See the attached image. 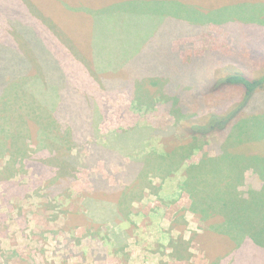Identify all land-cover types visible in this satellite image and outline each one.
<instances>
[{"label": "rangeland", "instance_id": "rangeland-1", "mask_svg": "<svg viewBox=\"0 0 264 264\" xmlns=\"http://www.w3.org/2000/svg\"><path fill=\"white\" fill-rule=\"evenodd\" d=\"M14 1L20 9L11 15L12 20L4 25V37L8 35L7 28L11 25H13L11 31L18 30L17 21L25 22L28 26L35 21L36 33L41 41L45 34L53 37L55 44L45 40L47 47L50 53L63 63L66 72L72 73L67 72L68 78L71 79V76H78V73L84 72V80L87 79L90 84L87 89L83 87L84 80L80 84L75 81L77 93L71 90L72 98L76 101L82 97L86 101L90 98L94 99L96 105H89V113L91 117L93 114L94 119L97 108L99 111L105 110L102 120H99L98 126L94 127L95 130L91 133L95 135L96 140L86 136L85 145H101L106 137L115 131L129 133L127 140H121L117 144L119 147L128 144V147L124 146L126 152H129L134 159L145 160L144 170L147 173H142L139 178L141 180L128 183L124 173L125 164L128 163L127 155H122L120 162L114 160L110 165H106L104 159H101L88 167L83 163V158L91 151L90 148L74 147L69 153L66 152L68 156L60 151L62 159L77 157L79 163L78 166L72 167L68 164L63 172L65 179L69 181V186L63 187L64 189L57 195H52L50 189L58 185L55 179L58 175L49 171L51 165L54 166L55 152H51L52 140L56 139L60 142L61 139L64 142L71 138L66 132L61 131L59 124L48 114V110L40 108L43 110L42 114H39V110L34 111L40 105L38 97L52 94V89L44 82L38 57L31 55L32 52L27 53L26 56L32 61V69L35 72L33 74L31 70L30 76L33 77L30 80L41 79L43 84L36 82L29 90L23 89L22 85L13 89L10 93L13 98H10V104H7L8 108L5 111L14 119L11 125L19 126V129L25 128L27 120L39 124V129L47 136L44 143L47 145L48 154H44L47 158L43 154L39 155L38 146L25 132L18 135L19 139L11 141L10 144L3 143L4 134L0 135L5 146V149L0 148L1 264H211L216 262L219 257L211 259V161L209 165L196 168L198 172L190 179L191 181L188 180L185 184L183 182L184 172L189 166L200 162L204 155L216 156L215 147L211 144V138L193 142L184 131L188 126L196 123L192 116L196 115L202 106L198 105V100L194 98L206 93L205 89L212 86V78L229 74L234 71L231 65L239 63L254 65L256 68L260 66L258 71L264 72V0H198L205 7L202 11L182 8L174 2L164 4L161 1L155 2L156 0L124 1L114 4L115 7L125 6L133 12L145 13L134 15L133 22L127 19V26L121 30L123 34L115 40V56L119 58L127 54L132 61L137 59L140 64L154 63L159 70H163V74L160 75L161 72L149 68L150 71L144 74L145 68L141 64V68L134 72L140 71L139 75L145 76L147 80L138 82L135 88L131 84L130 91L128 88L122 89L115 96L114 93L111 96L102 93L103 81L124 80L128 78V73L124 69L96 73L95 60H89L94 23L93 20L85 18L87 13L82 11L85 10L82 7L86 4L97 7L117 0H0V3L13 7ZM67 5L70 7L78 5V9ZM105 8L108 7L98 10ZM27 12L31 17L27 18ZM8 18L4 16V22H7ZM170 18L175 21H170ZM185 23L208 27L202 34L173 40L168 51L166 41L172 36L173 27L176 26L183 32L185 29L181 26ZM19 41L20 45L16 48L7 46L6 39L0 45H3L4 50L7 48L12 58H24L25 49L22 41ZM11 61L14 66H11L10 70L18 73L21 66L16 60L11 59ZM166 64L170 66L168 70H164ZM0 71L3 74L1 68ZM151 71L153 72L150 73ZM20 77L21 75L18 76ZM168 78L174 84L177 83L178 87L162 86ZM190 85L195 88H191ZM39 86L42 89H39ZM164 88L170 94L177 93L180 101L184 100V106L192 110L187 114L178 112L171 115L158 106L156 103L160 95H164ZM135 92L137 93L134 96ZM240 96L241 92L237 89H225L206 94L204 100L209 102L206 105H210L211 109L221 102L230 104L232 101H237ZM29 97H32L31 100ZM190 99L193 100L190 102ZM255 99V105L261 106L264 92L257 93ZM102 113L98 112V114ZM65 124L70 126L72 123L69 121ZM2 129L3 125L0 122L1 132ZM139 129H145V133H149L150 129L160 131L164 138L151 137L150 134L140 138L136 134ZM239 132L236 131L231 139L233 145H237L235 147L237 152L247 155L259 154L264 157V133L261 138L255 133L252 138L254 140L249 139L248 142L244 140L237 144ZM137 140L142 141L137 142ZM179 147L175 156L159 157V160H156L157 156L169 155L167 150ZM20 149L24 150L23 153L26 152V157L30 159L24 167H21ZM132 163L133 168L136 161ZM41 164H46L45 174L44 171H40ZM260 164L264 165V162ZM166 165L174 172L169 176L165 175L164 179L151 172V169H155L153 167L163 169ZM122 172L123 174H120ZM189 174L190 172H187V175ZM94 177H98L108 188L117 187L118 192H111L112 195L104 194L105 196L100 197V200L93 198L95 194L99 195V190L93 188ZM181 185L196 187L195 200L204 204L208 213L206 222L190 211V200ZM262 187H264V179L252 169H247L243 172L242 183L237 186V190L243 197H247L249 191L258 192ZM85 202L94 205L96 214L94 216L88 214L84 221L77 217L82 213L83 216L87 214L82 209ZM104 206L108 211L109 207L119 209L122 216L110 221V215L108 216V211H105L104 221L107 222H101L103 220L101 209ZM217 221L218 219L214 218L212 223ZM117 235L123 239L119 247L114 244ZM224 245L229 250L222 249V251L227 252V256L240 264H264L263 255L257 256L259 261L249 259L251 251L248 247L236 252L232 242L225 241L222 246ZM231 252L235 254L232 255Z\"/></svg>", "mask_w": 264, "mask_h": 264}, {"label": "trees", "instance_id": "trees-1", "mask_svg": "<svg viewBox=\"0 0 264 264\" xmlns=\"http://www.w3.org/2000/svg\"><path fill=\"white\" fill-rule=\"evenodd\" d=\"M124 1L149 2V0H117L113 1V3L109 2L106 5L102 4L97 7L88 4H86L85 7H82V9H85L82 11L87 13L85 18L87 20H93L94 23V29L92 31L93 41L90 46L91 52L89 60H95L94 65L96 73H102L115 69H124L128 73V78L124 80L110 79L103 81L101 86L103 90L102 93H104L106 96H111L113 93L115 96L121 92L122 89L126 88H128L130 91L131 84H133L135 88V85L138 82H144L146 77L140 76V71L134 72L135 70L141 68V64H143L145 68L143 69L144 74L150 71L148 70L149 68H151L153 71L155 70L157 72H161L160 75L163 74V70H159L157 65L154 63L145 64L142 62L140 64L136 61L137 59L132 61V59L127 56V54L119 58L115 56V40L117 39L116 37H120L123 34L121 30H123V27L125 28L127 26V19H130L133 22V17H135L134 15L145 14L144 12H133V10H130L129 7L126 8L125 6H113L114 4H119L121 2L124 3ZM159 1L164 2V4L168 2H174L182 8H194L200 11L205 8L198 2V0H156L155 2ZM108 4H110V6H107ZM104 7L108 8L98 10ZM70 8L78 9V5H71ZM19 9L20 7L15 1L13 7H8L3 3H0V43L6 39L7 46L16 48L18 45H20L19 40H21L25 49V52L23 53L24 58L20 57L17 59L9 56L7 48L4 50V47H2L3 45H0V68L3 71V74H1L0 71V122H2L3 125L0 135L4 134V137L2 138L3 143L7 142L10 144L11 141L19 139L18 135H20L22 132H25L28 136L30 135L31 138H33L34 143L38 146L39 155L43 154V156L47 158L46 155H44L48 154L47 145L44 143L47 136L39 129V124L27 120L25 128L19 129V126L14 124L11 125V123L14 122V119L5 111V109L8 108L7 104H10V98H13L10 95L13 89L20 88L22 85L23 89L26 88L29 90V88L34 86L36 82L37 84L42 83L41 79L32 78L34 80H30V78L33 77L30 76L31 70L33 71V74L35 72L32 69V61L26 55L27 53L31 54L29 52H32L31 55L38 57V63L42 71L41 75L44 77L45 84L50 85L52 89V94H46L43 97H38V103L40 105L37 106L38 108L32 109H34V111L39 110V114H42L43 112V110L40 108L48 110V114L59 124L61 131L66 132L71 138L69 141L65 140L64 142L59 138L58 139L60 142L56 139L52 140L53 142L51 152H55L53 154L54 166L52 167L51 165L49 171L56 172L55 174L58 175L55 178L57 179L56 182L58 185L52 186L50 191L52 195H57L64 189L63 187L69 186L68 179H65L63 175L67 165L69 164L72 167L78 166L79 164L77 157H64V159H62V152L69 153L74 147H85L86 136H90L96 140L95 135H92L91 133L93 132L92 130H95L94 127L96 128L98 126L99 120H102L101 117L103 116L105 110L102 109V111H99L97 108L95 113L96 117L94 119L93 114L91 117L89 113V105H96L94 99L90 98L89 101H86V99L82 97L76 101L72 98L71 90H74V92L77 93L75 81H78L79 84L80 82L82 83L85 74L84 72H81L78 73V76L73 75V77L70 75L71 79L68 78L67 74L72 73L68 71V73L66 72V68L63 63L57 60V58L52 53H50L47 47L46 41L50 44H55L53 37L45 34L43 35V41H41L38 38V34L36 33L37 25L34 20V24L29 26L25 22L22 23L17 21L19 23V25L16 26L18 30L14 29V31H11L13 28V25H11L7 28L8 35L4 37V25L12 20L11 15L15 14ZM27 14V18L31 17L29 12H27ZM4 16L9 17L7 22H4ZM169 20L175 21L171 18ZM181 27H184L185 31L181 32V29L178 30L176 26L173 27L174 31L172 36H170L169 40L166 41L168 43V47H166L168 51L173 40L181 37L202 34L207 30L206 28L208 26H197L193 23H185V25H182ZM117 28H119L118 31ZM20 50H22V48ZM11 59L16 60L21 66V68L19 67L20 71L18 73H16L15 70H10V67L14 66L12 65ZM231 66H233L234 71L225 76L212 78V86L205 89L206 91L204 92L206 93L194 98L198 100H196L197 104L202 107H200V109L196 112V115L192 116V118H195L194 121H196V123L188 126L184 131L186 136H188V138L193 142L198 139L211 138V144L215 147L214 153L216 156L209 157L204 155L202 156L203 159L200 160V162L189 166L184 172L183 182L185 184L192 177H195L196 173L198 172L196 171V168L199 169L205 165H209V162L211 161V250L217 251V253L221 252L222 249H224V251L229 250L226 248L227 244L222 246L223 242L225 241H230L235 245L234 247L239 248L235 251L239 250L238 252H240V250H244L246 247V242L244 239L251 242L254 246L264 250V187H262L261 191L258 192L249 191L247 197H243V195H241L237 190V186L241 185L242 183L243 172L247 169H252L259 175V177L264 179V165L260 164L264 162V157L259 156V154L250 153V155H247L238 153L237 148H235L237 145L235 146L231 142L233 135L238 130L240 132L238 133L237 144L244 142V140H246V142H248L249 139L254 140L252 138H254L253 136L255 133L258 134L259 138H261L262 134L264 133V99H262L261 106L255 105V95L257 93L264 92V72L260 73V71H258L260 66L256 68V66L246 63H239L236 65L233 64ZM169 68L170 66L166 64L164 70H168ZM7 70L9 72H6ZM253 72L260 75L254 76ZM20 75L21 77L18 78ZM166 80V83L162 84V86H165V88H172L174 85L175 87H178V84H174L170 78ZM84 81L85 84L83 87L88 89L90 84L87 79ZM190 87L195 88L193 85H190ZM138 88L139 86L137 85V89ZM39 89L42 88L39 86ZM225 89L239 90L241 92L239 100L232 101L230 104H228V102H221L210 109V105H206L208 101L204 100L205 95L216 93ZM88 92L91 93L92 91ZM136 93L137 92L134 93V96ZM33 95L37 97L35 94ZM192 100L190 99V102ZM156 104L164 108V110L168 111V113L171 115L177 114L178 112L187 114L188 111L192 110L191 108L184 106V100L180 101L179 95L177 93H175V95L170 94L169 92H166V90L164 95H160V98ZM98 112L103 113L98 114ZM21 118L22 117H20V119ZM32 120H34V118ZM69 121L72 123L70 126L65 124ZM144 130H137V136L142 138L150 134L151 137L156 136L159 138L161 136L160 138H164L160 131L150 129L149 133H145L146 131L144 132ZM172 133H174V131ZM128 134L129 133L125 134V132L121 133L115 131L114 133L108 135L106 140L101 145L88 146L87 144L86 147L90 148L91 151H89L87 156L83 158V163L89 167V165L92 163L104 159L106 165H110L114 160L120 162L119 160L122 155H127L128 163L125 164L126 169L124 170L126 176L125 179L128 181V183L130 181L132 182L141 180L139 178H141L142 173H147V171L144 170L146 161H142V158L134 159L129 152H126L124 146L127 145L128 147V144H123L122 147H119L117 144V142H120L121 140H127L129 137ZM2 140L0 138V148L5 149V146L2 144ZM141 141L142 140H137V142ZM25 142L26 140H24V143ZM130 148L132 147L130 146ZM179 149L180 147L177 149L173 148L172 150H167V153H170L169 155L157 156L156 160H159V157L170 158L171 156H175ZM20 150L18 152H20ZM60 151L62 152L60 153ZM257 151H259V148ZM23 152L24 150H21V167L27 166L29 159L26 157V152ZM67 153L65 155L68 156ZM14 156L15 155H13V157ZM132 161H136V164L133 168ZM41 165L42 169L40 171H44L43 173L45 174L47 172L45 170L46 164ZM153 168L155 169H151V172L156 173V176H159L161 179H164L165 175L169 176L174 172L172 169H169L167 165L164 166L163 169H159L157 166ZM187 172H190V174L187 175ZM120 174H123V172ZM51 175H53V173H51ZM92 184L94 190H99V195H102H94L93 198H97L98 200H100V197H104L105 195H112L113 193L111 192H118L117 187H106V184H104L98 177H94L92 179ZM182 185L181 188L187 194L191 203L190 211L193 214L199 215L201 219L206 222V215L208 214L207 210L204 208V204L202 202L195 200L194 190H196V187H185ZM93 206V204L91 205V203L85 202L82 205V209L87 212V214L84 216L83 213L79 214V217L76 215L73 216L85 221V218H87L88 214L90 216H94L96 214V210ZM109 208V211L107 210L108 208L106 206L101 209V215L103 216V220L101 222H107V220L104 221L107 211V214L109 213L108 216L110 215V221H113L117 216H122V213L119 209H115L114 207ZM214 218L218 219V221L217 223L213 224L212 220ZM122 243L123 239L117 235L114 242L115 246L119 247L122 245ZM215 253L216 252H211V255ZM178 258L181 259V257ZM235 264L240 263H237L236 261Z\"/></svg>", "mask_w": 264, "mask_h": 264}, {"label": "crops", "instance_id": "crops-1", "mask_svg": "<svg viewBox=\"0 0 264 264\" xmlns=\"http://www.w3.org/2000/svg\"><path fill=\"white\" fill-rule=\"evenodd\" d=\"M244 241L246 242L245 246L248 247L251 251V254L249 255V259L259 261L257 256H259V255L264 256V250L252 245L251 243L247 242V240H245V239H244ZM236 249H239V248H236ZM238 251L239 250H237L236 252H238ZM240 251H242V250H240ZM211 252H216L215 254L211 255V259L219 257L218 260H216V262H212L211 264H235V262H236L235 260H232L229 256H227L228 255L227 252L221 251V252L217 253V251H212V250H211ZM231 253H232V255L235 254L234 252H231ZM237 263H239V262H237Z\"/></svg>", "mask_w": 264, "mask_h": 264}]
</instances>
